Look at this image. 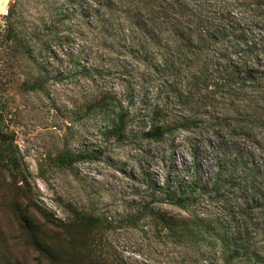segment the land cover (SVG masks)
I'll use <instances>...</instances> for the list:
<instances>
[{
	"label": "rangeland",
	"instance_id": "374dc122",
	"mask_svg": "<svg viewBox=\"0 0 264 264\" xmlns=\"http://www.w3.org/2000/svg\"><path fill=\"white\" fill-rule=\"evenodd\" d=\"M64 2L8 0L0 14V125L13 137L30 187L24 200L18 190L22 182L0 167V224L14 255L27 264H74L68 258L74 251L78 264H264V205H241L244 194L237 186L222 187L212 198L199 195L184 207L166 198L167 184L186 189V180L196 172L210 183L215 145H195V165V149L183 141V131L158 141L144 138L149 122L136 111L139 93L127 90L132 77L120 74L115 54L109 58L98 50L90 28L76 26L86 19L74 13L72 42L54 44V33L61 36L70 28L69 22L57 26L63 17L56 8ZM123 63L129 69L130 61ZM100 67L111 70L96 74ZM108 90L127 109L122 138L108 133L117 110L96 105ZM65 151L86 156L63 166L55 158ZM261 161L253 156L246 162L255 172L251 177L264 182ZM263 192L255 189L254 195ZM16 205L35 211L60 263L28 243ZM76 212L97 220L87 239L92 246L88 253ZM193 216L210 217L217 232L195 239L165 221L182 224ZM191 223L186 227L196 229ZM229 238L238 239L247 256L228 262L223 250Z\"/></svg>",
	"mask_w": 264,
	"mask_h": 264
},
{
	"label": "trees",
	"instance_id": "16d2710c",
	"mask_svg": "<svg viewBox=\"0 0 264 264\" xmlns=\"http://www.w3.org/2000/svg\"><path fill=\"white\" fill-rule=\"evenodd\" d=\"M56 10L63 17L57 26L70 24L61 36L54 33L57 47L72 42L76 25L72 17L79 15L86 23L78 21L76 26L90 28L98 50L109 58L115 54L120 74L132 77L127 90L139 93L136 111L145 113L149 122L144 138H173L181 130L183 141L190 142L193 149L195 145H215L216 171L210 183L196 172L193 179L186 180V189H171L167 184L166 198L184 207L199 195L212 198L222 187L237 186L244 194L245 204L241 205H264V192L262 197L254 195L255 189H264V182L251 177L255 172L246 162L259 156L264 166V0H85L82 5L66 0ZM125 60L130 61L129 69ZM98 70L94 72L108 73L111 67ZM96 105L117 110L108 133L124 137L127 109L115 91H105ZM193 154L196 165V149ZM85 156L65 151L55 160L66 166ZM21 159L13 137L0 125V167L22 182L18 190L26 200L30 187ZM16 207L28 243L41 256L60 263L54 242L35 211L26 205ZM74 219L84 233L82 245L88 253L92 246L87 239L97 220L80 212ZM165 221L168 226L182 227V233L195 239L217 232L210 217L183 218L182 224ZM190 221L196 229L186 227ZM238 241L226 240L223 251L228 262L247 256ZM70 245L74 250V241ZM68 258L78 264L75 251ZM0 264H27L11 251L1 224Z\"/></svg>",
	"mask_w": 264,
	"mask_h": 264
},
{
	"label": "bare ground",
	"instance_id": "6f19581e",
	"mask_svg": "<svg viewBox=\"0 0 264 264\" xmlns=\"http://www.w3.org/2000/svg\"><path fill=\"white\" fill-rule=\"evenodd\" d=\"M7 2L8 0H0V14L5 12Z\"/></svg>",
	"mask_w": 264,
	"mask_h": 264
}]
</instances>
